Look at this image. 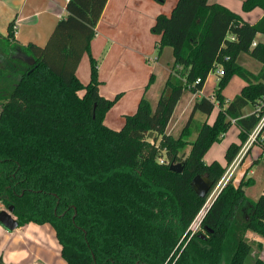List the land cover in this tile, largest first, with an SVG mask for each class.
Segmentation results:
<instances>
[{"label": "trees", "instance_id": "trees-1", "mask_svg": "<svg viewBox=\"0 0 264 264\" xmlns=\"http://www.w3.org/2000/svg\"><path fill=\"white\" fill-rule=\"evenodd\" d=\"M107 2L69 0L67 17L44 47L13 43L12 23L8 36L0 34V54L20 49L35 61L12 58L14 71L0 65V204L14 207L19 227L50 223L69 264H245L252 250L247 232L264 239V195L248 198L249 182L229 180L223 187L200 223L205 238L190 227L227 169L207 164L206 153L236 123L241 143L225 155L232 164L264 117V69L255 75L238 61L248 54L264 64V43L253 45L264 34V16L250 24L220 3L177 0L151 29L160 36L159 50L170 47L174 55L157 106L143 97L114 130L105 118L120 95L100 94L91 51ZM242 8L264 10V0H244ZM86 54L91 77L85 85L77 70ZM216 65L225 74L214 98L196 99L173 135L168 126L179 101L185 92L203 90ZM235 75L246 85L227 102L223 91ZM216 104L213 124L196 119L210 116ZM249 105L256 110L245 115ZM263 134L264 126L255 143ZM173 163L183 171H172ZM198 175L214 183L205 198L191 186Z\"/></svg>", "mask_w": 264, "mask_h": 264}, {"label": "crops", "instance_id": "crops-1", "mask_svg": "<svg viewBox=\"0 0 264 264\" xmlns=\"http://www.w3.org/2000/svg\"><path fill=\"white\" fill-rule=\"evenodd\" d=\"M68 1L69 0H0V34L5 37L8 36L9 26L12 23L14 26V43H18L20 46H27L33 43L40 47H44L59 21L67 17ZM243 1L244 0H209L210 3H220L240 14L248 23L256 24L264 16V10L262 8H256L250 12H244L242 8ZM176 3L177 0H108L96 27V36L91 44L92 55L99 62L101 61V63L98 64V70L101 83L100 94L103 97L110 99L116 92L123 90V87H118L111 91L109 84L113 81H115V83L116 81L117 83L120 81L121 83V80H125L127 76H129L130 80L128 82V86H131L130 91H133L136 97L141 96L142 93L149 92V87L152 85L155 78L152 83L149 82L148 87L145 89L148 79L146 75L149 76V67L147 64H143V61L147 59L148 56H151L150 47L149 45H144L141 41H133L134 45L132 41H130L133 48L129 49L127 44H124L125 42H122L123 40L120 39L119 31L121 25H123V20L128 14L135 15L136 12H139L142 14V17H145L146 21L148 19L154 21L160 14L170 15ZM130 17L131 16H128V19ZM99 30L102 31L99 32ZM153 37L158 40L160 39L159 35L153 34ZM123 39L126 41L129 38ZM254 42L255 45L257 43H264V34H258ZM132 50L136 51L132 52ZM86 57L87 54L83 57L82 62ZM238 61L244 68L255 75H258L264 69V64L253 59L248 54L240 55ZM82 62L78 67L77 76L83 80V82H87V79H82L80 73ZM121 64L127 67V69L122 70L124 73H127V75L120 71ZM135 65L139 66L140 71L136 70ZM164 69L167 72L165 73V78L167 80L171 68ZM136 74L139 79L136 77ZM152 75L155 76V74ZM236 77L238 76H233L228 86L223 91V95L227 102L231 101L239 94L246 85V82L242 78L241 80L238 79L240 81V87L235 92L228 95L227 91L229 86L232 85V81L234 82ZM208 79L203 90L198 93L189 92V97L186 98L181 105L179 119L184 117V114L196 98L200 99L204 96H211L212 99L214 98L213 95L217 87L213 92L208 93L206 91ZM181 100L177 106L180 105ZM151 105L153 107L152 103ZM116 107H120L119 104L114 108ZM216 107L219 111L218 105ZM255 110L256 107L249 105L244 109V113L245 115H250L254 113ZM127 112L128 110L120 112V114L124 116V123L125 116L129 114ZM181 112H183V114H181ZM174 118L175 112L172 120ZM214 119L209 122L213 124L212 122ZM105 124L114 130H120L124 125L123 124L122 127L121 125H117V127L114 126L113 116L109 113L106 115ZM263 126L264 125L261 124V126H258L254 130L249 140L241 149V155L239 154L232 164L228 165L225 159L223 162H220L223 167H228L226 172H229V180L233 179L236 186L243 180L244 182L250 183L248 186L244 187V191L246 196L251 200H257L260 196L264 195V134L258 142L255 143L256 139H254V135H258ZM169 132L172 133L171 131ZM239 134V127L236 123H233L230 130L224 135V141L222 143H215L211 147V150L209 149L210 151L207 155L214 149H221L222 156L223 146L227 141L230 143V140H233L232 143H241ZM217 158V156H212L211 160H217ZM253 188H258V190L254 192V196H251L250 190ZM0 256L3 258L5 264H69L62 256V246L57 238L54 227L50 223L37 224L31 222L15 230H9L0 223Z\"/></svg>", "mask_w": 264, "mask_h": 264}, {"label": "rangeland", "instance_id": "rangeland-1", "mask_svg": "<svg viewBox=\"0 0 264 264\" xmlns=\"http://www.w3.org/2000/svg\"><path fill=\"white\" fill-rule=\"evenodd\" d=\"M160 3H162V2H160ZM128 16H131V17L128 19ZM154 22H155V20L153 21L152 19H148L146 21L145 17H142L141 13L136 12L135 15L128 14L127 17L123 20V25H121V28L119 31L120 32L119 35L121 37L120 39L123 40L122 42H125L124 44H127V47L129 49L133 48L132 44H130V41H132L133 45H134L133 41H136V42L141 41L144 45H147V46L149 45V47H150V51L152 54H151V56H148V58L144 59V61H143V64H147V66L149 67V70H148L149 76L146 75L148 79H147V82L145 85V89L148 87V84L150 82V77L152 76V74H155V76H154L155 80L152 83V85L149 87L150 88L149 92L142 93L141 96H139V97H136L135 93L133 91H130L131 86H128V82L130 81L129 76H127V78L125 80H121V83H120V81H119V83H117V81H116V83H115V81H113V82H111V84H109V88L111 91L115 90L118 87H121V88L123 87V90L116 92L113 95V97L110 98L112 100V99H115L116 96L120 95L117 103L115 104V106L119 104L120 107L114 108L115 107L114 106L108 112L110 115L113 116V125L116 127H117V125H121V127H122V125L124 124V116H123V114H120V112L128 110V112H127V113H129L128 115L135 114L138 110L139 103L143 97H146L153 104V107L155 109L157 106L158 100L160 98L159 95L162 93V91L165 87V83H166L165 73H167V72L164 68L170 69V67L173 63L172 61H174L173 49L170 47H165L162 51L159 50L158 39L153 37V33L151 31ZM149 24H150V26H149ZM102 30H103V28H102ZM102 30H99V32H101ZM123 38H129V39L124 41ZM135 51L136 50H132V52H135ZM12 58H20V59H23L24 61H29V59H30L20 49H15L12 51H8L6 54L4 53V55L0 54V65H2L3 68L14 71V69H15L14 65L10 62V60ZM95 60L97 61L98 64L101 63V61L99 62L96 58H95ZM135 66H136V70L140 71L139 66L138 65H135ZM98 67H99V65H98ZM132 67H133V64H132ZM123 69H127V67L121 64L120 65V71L122 73H124L122 71ZM98 72H99V70H98ZM80 73H81L82 79H84V80L87 79L86 80L87 82H83V80H81L78 77L80 79V81L85 85L88 84V82L90 81V77H91V60H90L89 54H87V57L82 62ZM124 74L127 75V73H124ZM136 77H138V75ZM236 78L234 79V82L232 81V85L229 86V89L227 91L228 95L235 92L240 87V81L238 79L241 80V77L238 76ZM138 79H139V77H138ZM138 81H140V80H138ZM218 81H219V78L216 75V73L211 72L209 75L206 91L208 93L213 92L218 85ZM81 93H83V92H81ZM214 94H215V92H214ZM188 97H189V92H185L184 96L180 102V105L177 106V108H176L175 118L170 122L171 124L168 126V131H171L172 134L175 136H178L180 134V132L182 131V129H183L184 125L186 124L188 117L190 115V112H191V109H192L194 102H192V104L190 105V107L188 108L186 113L184 114V117H182L181 119L178 118L180 116L181 105L186 100V98H188ZM209 97H211V96H209ZM217 105L218 104H216V106ZM183 111H185V110H183ZM213 112H212L213 114H211L210 116H205L202 113H197L196 119L199 121L200 120L201 121L207 120L208 123H210L209 121H212L214 118L216 119V117H217V114L219 112L217 107H215ZM181 114H183V112H181ZM215 119H214V121H215ZM214 121L212 123H214ZM194 138H195V136H193L191 139L193 140ZM232 141L233 140H230V143H229V141H227V143L223 146V155L222 156H221V152H222L221 149H219V150L214 149L211 153H209V155H207V153L211 150V148H210V150L204 156L205 162L207 164H211L214 161H217L220 163V162H223L224 159L226 160L225 155H226V152H227L229 146L232 144ZM189 151H190L189 149L186 151V155L188 154ZM212 156H217L218 157L217 160H211ZM227 170L228 169H226V171ZM226 173L223 176L220 183L218 184L219 186L217 185L215 187V189L218 188V190H220L223 187L224 180L225 181L227 180V178L225 177V176H227ZM231 181H233V183H234L233 179H231ZM234 185H235V183H234ZM256 190H258V188L251 189L250 195L254 196V192H256ZM217 194H218V192L214 195V197L210 201H209V199H207L203 209L198 214V216L196 217V219L194 220L193 224L190 227L192 232L196 233V232L200 231V227H199L200 223H201L203 217L205 216V214L207 213V211L209 210V208L211 207V205H212L215 197L217 196ZM208 198H210V197H208ZM3 209H7V208H5L2 204H0V210H3ZM247 216H249V215L247 214ZM245 217H246V214H245ZM247 239L252 246V250H251V255L249 256V258L247 259V262L245 264H253L256 261V259H258V258L264 260V239L260 235H258L257 233L250 231V230L247 232ZM260 244L262 247H260Z\"/></svg>", "mask_w": 264, "mask_h": 264}, {"label": "water", "instance_id": "water-1", "mask_svg": "<svg viewBox=\"0 0 264 264\" xmlns=\"http://www.w3.org/2000/svg\"><path fill=\"white\" fill-rule=\"evenodd\" d=\"M29 63L34 64L35 61L31 58ZM170 169L176 173H181L184 166L182 163H173L171 164ZM191 186L200 197L205 198L211 192L214 183L209 177L198 175L192 180ZM13 213V206L0 210V223L9 230H15L19 227V221Z\"/></svg>", "mask_w": 264, "mask_h": 264}, {"label": "built area", "instance_id": "built-area-1", "mask_svg": "<svg viewBox=\"0 0 264 264\" xmlns=\"http://www.w3.org/2000/svg\"><path fill=\"white\" fill-rule=\"evenodd\" d=\"M253 45H255V42L253 43ZM212 72H215L219 79L225 74V70H224V68H222V67L219 66V65H216L215 69H214ZM197 82H200V79H198ZM261 124L264 125V117H263V119H262V121H261V123H260L259 126H261ZM256 137H257V135H254V139H256ZM161 162H163V161L161 160ZM228 173H229V172L226 173V175L228 176V178H227V176H225V177L227 178V180H226V181L224 180L223 187H224V186L227 184V182L229 181V175H228ZM218 186H219V185H218ZM223 187H222V188H223ZM222 188H221L220 190H218V188H216L215 190H213V191L211 192L212 194H210L211 196H209L210 198H208L209 201L214 197V195H215L217 192H218V194H219V193L221 192ZM218 194H217V196H218ZM217 196H216V197H217ZM216 197H215V199H216ZM215 199H214V200H215ZM213 202H214V201H213Z\"/></svg>", "mask_w": 264, "mask_h": 264}, {"label": "flooded vegetation", "instance_id": "flooded-vegetation-1", "mask_svg": "<svg viewBox=\"0 0 264 264\" xmlns=\"http://www.w3.org/2000/svg\"><path fill=\"white\" fill-rule=\"evenodd\" d=\"M30 58V57H29ZM23 60V59H22ZM31 60V58L29 59V61ZM29 61H26V62H28L29 63ZM30 64V63H29ZM208 230H206L205 228H203V227H200V232H201V237H206V232H207Z\"/></svg>", "mask_w": 264, "mask_h": 264}]
</instances>
